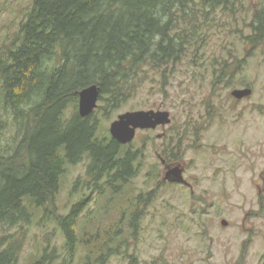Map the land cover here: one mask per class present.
I'll return each mask as SVG.
<instances>
[{"label": "rangeland", "instance_id": "rangeland-1", "mask_svg": "<svg viewBox=\"0 0 264 264\" xmlns=\"http://www.w3.org/2000/svg\"><path fill=\"white\" fill-rule=\"evenodd\" d=\"M233 2L215 11L200 33L197 56L190 53L166 86L160 76L148 79L109 111L100 109L99 100L95 111L103 136H111V123L128 111L166 110L172 122L139 129L127 144L142 153V167L117 194L91 191L88 159L68 165L55 202L33 207L29 223L3 230L24 241L16 264H33L46 247L63 257L66 238L58 216L83 199L72 264H264V46L249 50L242 39L261 0ZM32 5L33 0H0V49ZM224 58L234 59L236 81L214 86L213 64ZM243 87L253 93L242 99L231 94ZM0 116L8 125L4 147L14 145L11 114L1 104ZM162 151L177 158L165 161ZM166 163L181 164L188 184L165 179ZM138 209L134 230L131 216Z\"/></svg>", "mask_w": 264, "mask_h": 264}, {"label": "trees", "instance_id": "trees-1", "mask_svg": "<svg viewBox=\"0 0 264 264\" xmlns=\"http://www.w3.org/2000/svg\"><path fill=\"white\" fill-rule=\"evenodd\" d=\"M233 1L33 0L19 29L0 49V104L11 114L15 140L4 147L8 125L0 116V264H16L24 247L22 239L3 230L29 223L33 207L53 204L68 165L88 159L89 188L100 195L104 189L117 194L142 167L140 151L101 135L96 111L89 117L79 114V92L97 84L100 109L109 111L148 79L160 76L166 86V78L190 53L197 56L200 33L215 11L234 6ZM248 28L242 39L249 50L262 48L264 0ZM213 68L212 85H234V59H221ZM161 157L177 158L166 151ZM86 201L58 216L65 255L46 247L33 264H72ZM139 216V209L131 216L134 230ZM107 247L111 252V242Z\"/></svg>", "mask_w": 264, "mask_h": 264}, {"label": "water", "instance_id": "water-1", "mask_svg": "<svg viewBox=\"0 0 264 264\" xmlns=\"http://www.w3.org/2000/svg\"><path fill=\"white\" fill-rule=\"evenodd\" d=\"M252 93L253 89L251 87L235 88L231 92L237 99L248 97ZM100 95L101 88L97 84L85 87L79 92V114L82 117H89L93 114L98 107ZM171 122V113L166 110L128 111L120 114L111 123L110 133L113 139L127 145L135 139L139 129H156L159 126L165 127ZM165 179L171 182L188 184L184 177V168L179 163L167 167ZM222 223L226 225L227 221L223 220Z\"/></svg>", "mask_w": 264, "mask_h": 264}, {"label": "flooded vegetation", "instance_id": "flooded-vegetation-1", "mask_svg": "<svg viewBox=\"0 0 264 264\" xmlns=\"http://www.w3.org/2000/svg\"><path fill=\"white\" fill-rule=\"evenodd\" d=\"M168 166H169V164L166 163V167H168Z\"/></svg>", "mask_w": 264, "mask_h": 264}]
</instances>
